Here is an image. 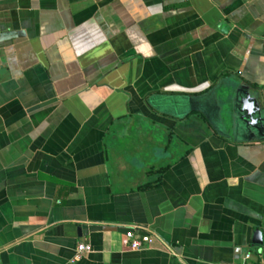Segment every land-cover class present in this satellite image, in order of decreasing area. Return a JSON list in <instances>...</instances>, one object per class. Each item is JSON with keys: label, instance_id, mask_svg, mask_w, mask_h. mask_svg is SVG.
Here are the masks:
<instances>
[{"label": "crops", "instance_id": "crops-1", "mask_svg": "<svg viewBox=\"0 0 264 264\" xmlns=\"http://www.w3.org/2000/svg\"><path fill=\"white\" fill-rule=\"evenodd\" d=\"M0 264H264V0H0Z\"/></svg>", "mask_w": 264, "mask_h": 264}, {"label": "water", "instance_id": "water-1", "mask_svg": "<svg viewBox=\"0 0 264 264\" xmlns=\"http://www.w3.org/2000/svg\"><path fill=\"white\" fill-rule=\"evenodd\" d=\"M223 102L225 103L224 108L229 111L227 103L232 100L231 115L238 114V118H235L237 122L246 121H259L261 114V108L256 97L251 95L248 88L244 85H237L235 87H228L223 91Z\"/></svg>", "mask_w": 264, "mask_h": 264}, {"label": "built area", "instance_id": "built-area-1", "mask_svg": "<svg viewBox=\"0 0 264 264\" xmlns=\"http://www.w3.org/2000/svg\"><path fill=\"white\" fill-rule=\"evenodd\" d=\"M140 226H133L126 230L125 236L129 240L130 248L140 249L144 244L152 241V234L148 232H142ZM90 246L88 244L79 243L76 247V257H79L83 253L89 252Z\"/></svg>", "mask_w": 264, "mask_h": 264}]
</instances>
